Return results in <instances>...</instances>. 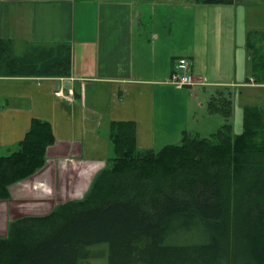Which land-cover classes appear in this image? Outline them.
Listing matches in <instances>:
<instances>
[{"label": "crops", "instance_id": "0c3cea01", "mask_svg": "<svg viewBox=\"0 0 264 264\" xmlns=\"http://www.w3.org/2000/svg\"><path fill=\"white\" fill-rule=\"evenodd\" d=\"M247 5L245 0H0V37L13 42L15 55L37 47L58 52L61 45L72 53L70 76L0 75V155L18 148L34 118L50 122L55 135L45 165L0 200V236L8 234L13 219L45 215L85 196L116 157L113 122L134 121L139 148L156 150L164 133L180 138L188 130L185 89L194 94L197 85L227 86L235 100L255 86L256 102L264 101V84L256 83L249 67L247 37L258 27L247 25ZM181 57L189 59L195 81L179 88L167 80ZM244 100L233 101L237 122L251 104ZM206 109L211 119L221 115L211 113L208 102ZM171 119L177 122L172 125ZM217 119L221 126L224 119Z\"/></svg>", "mask_w": 264, "mask_h": 264}, {"label": "trees", "instance_id": "16d2710c", "mask_svg": "<svg viewBox=\"0 0 264 264\" xmlns=\"http://www.w3.org/2000/svg\"><path fill=\"white\" fill-rule=\"evenodd\" d=\"M263 31L247 37L250 72L259 83ZM70 48L17 56L13 42L0 37V75L70 76ZM232 94L218 87L208 100L209 111L225 118L217 131L185 130L181 144L158 151L139 148L134 121L113 122L111 167L83 198L10 221L0 236V264H90L102 244L108 264H264V107L246 104L243 130L235 133ZM54 142L50 122L34 118L18 148L0 155V200L45 165Z\"/></svg>", "mask_w": 264, "mask_h": 264}, {"label": "rangeland", "instance_id": "374dc122", "mask_svg": "<svg viewBox=\"0 0 264 264\" xmlns=\"http://www.w3.org/2000/svg\"><path fill=\"white\" fill-rule=\"evenodd\" d=\"M242 0H240L241 2ZM247 2V8L250 10L248 14V20H247V25H249L250 29H252L253 27H258L260 29V31H263L261 29H264V0H245ZM187 31L189 26H186ZM257 28V29H258ZM257 29H252L250 30V32L254 34H261V32ZM264 32V31H263ZM258 35L256 36V38H258ZM258 40V39H257ZM259 41V40H258ZM258 44H260V42H258ZM257 44V45H258ZM263 47H264V43H263ZM23 49V48H21ZM259 83V82H256ZM260 84V83H259ZM264 84V83H261ZM188 87V86H187ZM218 87H210V86H203V85H197L196 87V92L194 94H191L189 91L190 90H186L189 96V105H190V121L188 124V131L191 134H194L197 131H200L199 134L203 135H210L211 132L213 131H217L220 127L219 124V120L217 119V117L222 118V121L224 119L225 122V118L224 116L221 115H216V117L214 118H210L207 116V102L211 96V94H213ZM257 89H255V86H251L250 89L248 88L246 90V92H243V90L241 92H239L238 96H235V100L233 98L234 104L236 103L237 97L238 99L240 98H244L245 101H247L248 103H258L256 101L259 100L258 96H257ZM212 92V93H211ZM205 102L206 106H202L201 103ZM237 103H241L239 101H237ZM262 104V105H261ZM172 105V102H171ZM178 104H176L177 106ZM242 105V104H241ZM244 105V104H243ZM242 105V106H243ZM258 105L263 106L264 107V101H261L258 103ZM206 109V110H205ZM175 119V118H174ZM169 120L170 123L173 125L177 122V120ZM232 123H233V127H234V131L235 133H240L243 130V113L241 111V118H240V122H237L235 120H233L232 117ZM175 132V131H173ZM164 137L166 140H164L163 144H158L156 150L158 151L161 147H163L165 144H181L184 138V133L182 135H180V138L178 136L175 135V133H171L170 135H166V133H164ZM99 252L100 255L96 258L92 259V262H90V264H108V257H109V249H108V245L107 244H102L100 246H98L96 248Z\"/></svg>", "mask_w": 264, "mask_h": 264}, {"label": "built area", "instance_id": "2783aa9c", "mask_svg": "<svg viewBox=\"0 0 264 264\" xmlns=\"http://www.w3.org/2000/svg\"><path fill=\"white\" fill-rule=\"evenodd\" d=\"M167 81L179 88L194 84L195 78L191 71L190 61L187 57H182L175 63L174 68ZM60 93L61 92H58V94ZM61 95L67 97L70 100L73 99L72 94Z\"/></svg>", "mask_w": 264, "mask_h": 264}]
</instances>
